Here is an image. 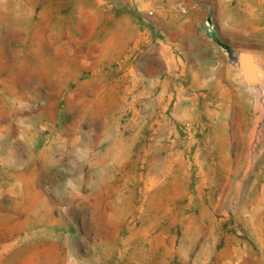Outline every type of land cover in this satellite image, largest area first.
I'll return each mask as SVG.
<instances>
[{"label":"rangeland","instance_id":"374dc122","mask_svg":"<svg viewBox=\"0 0 264 264\" xmlns=\"http://www.w3.org/2000/svg\"><path fill=\"white\" fill-rule=\"evenodd\" d=\"M0 264H264V0H0Z\"/></svg>","mask_w":264,"mask_h":264},{"label":"water","instance_id":"95a60500","mask_svg":"<svg viewBox=\"0 0 264 264\" xmlns=\"http://www.w3.org/2000/svg\"><path fill=\"white\" fill-rule=\"evenodd\" d=\"M204 26L205 28L207 29V32L210 34V35H213L214 33V28H213V25H212V22H211V19L207 18L204 22ZM251 60L246 56V55H240L239 56V66L241 67V69L247 73L248 70H249V66L251 65L252 66V63L250 62Z\"/></svg>","mask_w":264,"mask_h":264},{"label":"bare ground","instance_id":"6f19581e","mask_svg":"<svg viewBox=\"0 0 264 264\" xmlns=\"http://www.w3.org/2000/svg\"><path fill=\"white\" fill-rule=\"evenodd\" d=\"M258 65H260V64H258ZM169 69V68H168ZM260 76V75H259ZM245 83V82H244Z\"/></svg>","mask_w":264,"mask_h":264}]
</instances>
